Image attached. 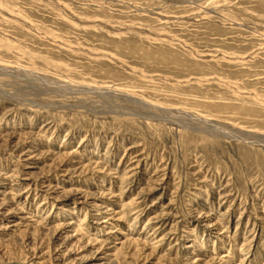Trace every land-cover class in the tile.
<instances>
[{
	"label": "rangeland",
	"instance_id": "obj_1",
	"mask_svg": "<svg viewBox=\"0 0 264 264\" xmlns=\"http://www.w3.org/2000/svg\"><path fill=\"white\" fill-rule=\"evenodd\" d=\"M0 264H264V0H0Z\"/></svg>",
	"mask_w": 264,
	"mask_h": 264
},
{
	"label": "bare ground",
	"instance_id": "obj_2",
	"mask_svg": "<svg viewBox=\"0 0 264 264\" xmlns=\"http://www.w3.org/2000/svg\"><path fill=\"white\" fill-rule=\"evenodd\" d=\"M105 222V221H104Z\"/></svg>",
	"mask_w": 264,
	"mask_h": 264
}]
</instances>
